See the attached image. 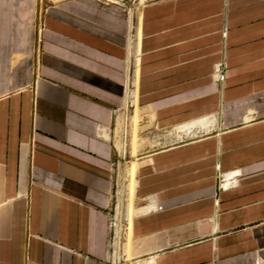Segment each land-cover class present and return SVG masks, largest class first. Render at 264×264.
<instances>
[{"label":"crops","instance_id":"1","mask_svg":"<svg viewBox=\"0 0 264 264\" xmlns=\"http://www.w3.org/2000/svg\"><path fill=\"white\" fill-rule=\"evenodd\" d=\"M132 22L0 0V264H107L132 51L165 135L129 169L130 238L147 264H264V0H156L133 47Z\"/></svg>","mask_w":264,"mask_h":264},{"label":"rangeland","instance_id":"2","mask_svg":"<svg viewBox=\"0 0 264 264\" xmlns=\"http://www.w3.org/2000/svg\"><path fill=\"white\" fill-rule=\"evenodd\" d=\"M100 4L127 14L132 22L131 42L132 47L136 40V27L139 13L145 5L156 0H96ZM133 49V48H132ZM132 51V50H131ZM132 51L131 69L129 73V96L126 100V108L119 113V122L111 131L113 141L117 145L118 162L115 175V190L110 199V229L111 238L109 242V259L107 264H147L149 260L147 253L138 249L140 242L130 238L127 224L133 211L130 207L136 201V194L129 190V185L135 180L129 174L133 167V161L149 155L152 151L159 149L164 144L162 135L152 122L151 115L147 110L138 109L140 106L136 97V63ZM218 65L215 73H219ZM218 82L216 81V85ZM162 138V140H160ZM155 143V144H154ZM152 144V145H151ZM137 180V176H136ZM131 204V205H130ZM121 229H123L121 233ZM142 244V243H141ZM152 264V262H148Z\"/></svg>","mask_w":264,"mask_h":264},{"label":"bare ground","instance_id":"3","mask_svg":"<svg viewBox=\"0 0 264 264\" xmlns=\"http://www.w3.org/2000/svg\"><path fill=\"white\" fill-rule=\"evenodd\" d=\"M121 232H122V229H121Z\"/></svg>","mask_w":264,"mask_h":264}]
</instances>
